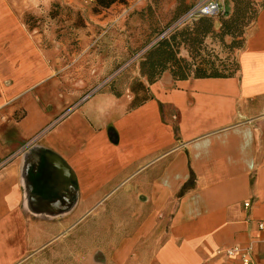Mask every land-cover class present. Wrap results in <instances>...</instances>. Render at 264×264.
I'll use <instances>...</instances> for the list:
<instances>
[{"label": "crops", "instance_id": "1", "mask_svg": "<svg viewBox=\"0 0 264 264\" xmlns=\"http://www.w3.org/2000/svg\"><path fill=\"white\" fill-rule=\"evenodd\" d=\"M17 28L15 45L0 27V264H34L100 209L132 228L115 263L148 243V264H240L232 248L264 264V7L236 75L142 78L150 99L134 109L127 90L62 93L57 62Z\"/></svg>", "mask_w": 264, "mask_h": 264}, {"label": "rangeland", "instance_id": "2", "mask_svg": "<svg viewBox=\"0 0 264 264\" xmlns=\"http://www.w3.org/2000/svg\"><path fill=\"white\" fill-rule=\"evenodd\" d=\"M196 1L126 0L125 4L96 12L92 0H0V10L6 13L0 21L4 32L1 40L18 45L20 36L17 27H26L31 40H36L38 48L45 52L46 63L57 62V66L50 69L52 76L59 78L61 84L58 88L62 93L66 91L70 94L78 88L82 91L81 98H85L99 92L120 95L127 90L134 98L132 86L136 82L146 86L141 81L142 78L146 80L140 74L141 61L155 48L160 36L170 30ZM230 1L223 0L225 10ZM249 2L253 21L245 28L243 37L237 39L242 47L247 32L254 26V17L264 7V0ZM221 19V16L209 19L213 34L203 38L200 46H196L234 69L239 50L230 48L232 38L215 37ZM199 22L181 26L168 35L193 30ZM174 48L178 57L190 60L188 43L176 40ZM202 56L203 53L200 58ZM61 60L63 66H60ZM195 62H199L198 57ZM47 104L52 105L50 100ZM72 107L60 114L53 125ZM20 116L22 112L16 117ZM119 223H125L123 210L90 211L78 225L52 242L34 264H119L113 260V254L120 246L119 241L132 229ZM133 247L121 264H148L154 245L143 243Z\"/></svg>", "mask_w": 264, "mask_h": 264}, {"label": "trees", "instance_id": "3", "mask_svg": "<svg viewBox=\"0 0 264 264\" xmlns=\"http://www.w3.org/2000/svg\"><path fill=\"white\" fill-rule=\"evenodd\" d=\"M92 2L94 4V11L97 12L99 10L109 9L117 4H125L126 0H92ZM225 8V15L220 21V29L215 37L221 39L222 37L228 36L232 38L230 48L241 50L243 45L237 42V39L243 37L245 28L253 21L250 2L249 0H232L226 4ZM209 19L201 18L192 21L184 26L200 21L199 24L197 23L198 25H195L196 27L193 30L176 31L177 33L168 35L158 41L155 48L150 50L140 63V74L146 78L148 84L156 81L164 72H169L173 78L179 80H184L189 77L227 78L237 74L238 64L234 69H230L227 65H223L221 60L215 55L205 53L196 46H200L203 38L209 34H213L211 31L212 24ZM255 19L256 16L254 17V21ZM25 24L27 25V21ZM176 40L180 43H188L190 60L178 57L177 50L174 48ZM202 53L204 56L200 58V54ZM197 57L198 63L195 62ZM216 63L219 64L216 65ZM131 91L134 94V98L130 104V109H134L150 99L147 87L141 82H136L132 86ZM193 186L194 176L191 175L188 182L180 189L179 195H183L193 188Z\"/></svg>", "mask_w": 264, "mask_h": 264}, {"label": "built area", "instance_id": "4", "mask_svg": "<svg viewBox=\"0 0 264 264\" xmlns=\"http://www.w3.org/2000/svg\"><path fill=\"white\" fill-rule=\"evenodd\" d=\"M225 15V9L223 6V0H197L170 28V30L164 32L158 40L168 36V34L192 21H196L201 18H215L223 17ZM4 163L0 164V168ZM246 207L248 205H245ZM257 229L260 232H264V222L257 223ZM249 252L246 250H239L238 248L228 249L224 252V255L228 258L239 256L240 264H253Z\"/></svg>", "mask_w": 264, "mask_h": 264}]
</instances>
